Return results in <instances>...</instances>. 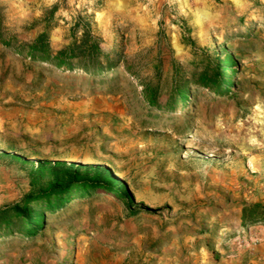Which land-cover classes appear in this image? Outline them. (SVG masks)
<instances>
[{
	"label": "rangeland",
	"instance_id": "rangeland-1",
	"mask_svg": "<svg viewBox=\"0 0 264 264\" xmlns=\"http://www.w3.org/2000/svg\"><path fill=\"white\" fill-rule=\"evenodd\" d=\"M86 31L98 71L23 53ZM207 57L234 62L228 95L194 84ZM72 163L109 170L131 202L99 192L45 212L0 241V264H264V221L243 222L264 209V0H0V208Z\"/></svg>",
	"mask_w": 264,
	"mask_h": 264
},
{
	"label": "trees",
	"instance_id": "trees-1",
	"mask_svg": "<svg viewBox=\"0 0 264 264\" xmlns=\"http://www.w3.org/2000/svg\"><path fill=\"white\" fill-rule=\"evenodd\" d=\"M185 43L194 46L186 28ZM23 53L33 61L48 63L55 68L65 70L80 69L84 71H98L101 64L99 45L97 40L86 31L80 43H73L56 53L51 49L46 33L39 35L34 42L27 46ZM109 61V57H106ZM232 59L220 64L217 60L207 57L200 64H196L193 77L194 84L208 90L214 95H228L232 84L231 75L224 77L233 70ZM187 96V88L176 85L168 108L172 111L181 104ZM150 104L158 106L157 95L149 92ZM51 181L37 191L32 190L24 198L11 206L0 208V241L5 240L13 233L29 237L39 229L43 213H55L65 208L70 202L87 198L99 192H109L127 202L132 196L129 187L124 182H119L113 173L107 169L85 168L80 164H69L62 167H52L50 170ZM38 213L34 216L32 211ZM264 221V209L254 206L250 213H244L245 225L255 221ZM41 225V224H40ZM15 230V231H14Z\"/></svg>",
	"mask_w": 264,
	"mask_h": 264
}]
</instances>
